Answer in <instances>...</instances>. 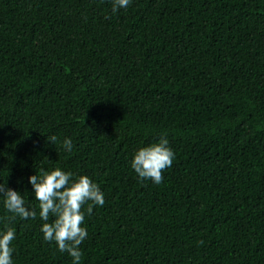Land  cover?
<instances>
[{"label": "trees", "instance_id": "1", "mask_svg": "<svg viewBox=\"0 0 264 264\" xmlns=\"http://www.w3.org/2000/svg\"><path fill=\"white\" fill-rule=\"evenodd\" d=\"M111 4L0 0V182L37 213L41 169L99 184L81 264H264V0ZM162 133L172 166L141 181L131 156ZM42 223L0 197L14 264H72Z\"/></svg>", "mask_w": 264, "mask_h": 264}, {"label": "clouds", "instance_id": "2", "mask_svg": "<svg viewBox=\"0 0 264 264\" xmlns=\"http://www.w3.org/2000/svg\"><path fill=\"white\" fill-rule=\"evenodd\" d=\"M132 0H112L111 13L117 14L126 10ZM51 144L58 142L56 135L46 137ZM65 152L73 151V140L65 137L60 141ZM175 159V152L170 146L167 133H162L154 143L137 148L129 161L131 169L139 180H150L160 184L163 180L164 170L171 167ZM31 192L38 202L39 211L26 202L22 192L0 182V197L4 209L23 220L35 219L37 214L43 223L40 232L45 242L54 243L57 250L67 253L72 264H81L82 250L80 245L88 236L84 224L86 205L87 213L93 207L103 206L105 194L99 184L88 175L77 176L72 171L60 167L51 170L41 169L27 177ZM50 217L52 218L50 220ZM16 231L13 227L6 226L0 230V264H14L13 241Z\"/></svg>", "mask_w": 264, "mask_h": 264}]
</instances>
